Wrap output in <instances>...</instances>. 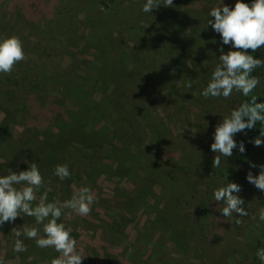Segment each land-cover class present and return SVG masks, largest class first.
Listing matches in <instances>:
<instances>
[{
	"label": "rangeland",
	"instance_id": "obj_1",
	"mask_svg": "<svg viewBox=\"0 0 264 264\" xmlns=\"http://www.w3.org/2000/svg\"><path fill=\"white\" fill-rule=\"evenodd\" d=\"M145 3L0 0V40L19 37L26 57L0 74V176L26 171V159L44 178L38 198L47 189L49 202L81 187L95 193L90 215L59 221L72 229L82 264H261L264 191L246 177L259 175L264 144L238 133L245 152L213 168L215 126L242 94L201 95L219 49L235 50L207 24L209 13L236 0H173L152 13ZM81 97L106 112L92 114ZM64 164L71 178L60 181L54 170ZM229 182L241 187L248 216H223L214 191ZM24 225L42 229L27 216L0 226V257L50 264L59 254L35 240L21 236L27 251L13 250L12 229Z\"/></svg>",
	"mask_w": 264,
	"mask_h": 264
},
{
	"label": "clouds",
	"instance_id": "obj_2",
	"mask_svg": "<svg viewBox=\"0 0 264 264\" xmlns=\"http://www.w3.org/2000/svg\"><path fill=\"white\" fill-rule=\"evenodd\" d=\"M161 5L166 8L173 7V0H146L142 7L145 13H152ZM209 16L214 19L207 21L215 33L219 34L223 45H230L232 49L226 54L223 47L219 49V63L216 65L210 82L203 89L201 95L205 98L228 99L234 92L245 97L251 96L250 101H245L240 106L224 117L215 126L214 142L210 145L215 155L213 168L220 167L221 156L232 157L233 150L245 152L244 143L237 144L236 134L251 130L257 122H264V102H257V97L251 95L260 85V79L253 72L264 67V60L254 58L250 52H256L264 47V0H253L251 4L236 0L234 7L223 5L213 8ZM23 43L17 36L0 40V74H11L16 64L25 60ZM186 87H192L189 82ZM264 131L260 136L251 141L254 146L264 144ZM28 164L26 171L15 172L10 169L9 174L0 176V226L5 223H14L23 216L35 219V226H23V231L12 229L17 239L14 241L13 250L16 253L27 251V247L20 239L21 236L35 240L36 246L41 249L52 248L59 254L50 264H82L85 259L82 249L78 251V241L72 236V229L59 222L64 216L77 215L86 217L92 212V205L96 202L95 193L88 187H81L66 201L53 200L49 202L50 189L43 191L37 197L36 190L44 188V178L36 163ZM30 165V167H29ZM251 167H257L252 164ZM259 175L247 174V181L258 190L264 191V165H260ZM54 175L60 181L71 178L68 165H57ZM241 187L234 182H229L214 191L217 202H223L222 214L225 218L233 213L240 217L248 216L242 207L244 200L238 195ZM235 193V194H234ZM38 201V202H37ZM255 218V217H253ZM259 220L264 222V212L259 215ZM237 224L241 221L237 219ZM42 231V235H41ZM257 258L264 264V248L256 253ZM0 264H11L0 257Z\"/></svg>",
	"mask_w": 264,
	"mask_h": 264
},
{
	"label": "trees",
	"instance_id": "obj_3",
	"mask_svg": "<svg viewBox=\"0 0 264 264\" xmlns=\"http://www.w3.org/2000/svg\"><path fill=\"white\" fill-rule=\"evenodd\" d=\"M242 2L251 4L253 2V0H242ZM249 54L253 55L254 58L264 60V47H261L256 52H250ZM263 70H264V67L257 68L252 74V75H254L260 79V85H258L257 88L254 90V92L251 94V95H254L257 97V102H264V91H261V84L264 81ZM82 99L85 100V103L83 105L86 108L88 107L89 110L92 108L91 109V110H93L92 114H94V115L97 114L99 116H102L106 112L104 110L105 109L104 107H106V104H103V102L101 104H96L97 105V107H96L93 103H90L88 101V99H86L85 97H81L78 99L80 103H81ZM250 99H251V96L245 97L242 95L241 103H243L245 101H250ZM92 105H93V107H92ZM260 131H264V122H257L256 127H254L251 130H245L244 132H242L241 135H242L243 141L252 140L254 136L260 134ZM33 162L35 163V161H33ZM44 167L45 166L42 165L41 169Z\"/></svg>",
	"mask_w": 264,
	"mask_h": 264
}]
</instances>
